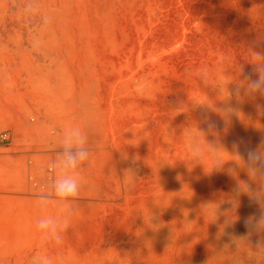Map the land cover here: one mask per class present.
<instances>
[{"label":"rangeland","instance_id":"obj_1","mask_svg":"<svg viewBox=\"0 0 264 264\" xmlns=\"http://www.w3.org/2000/svg\"><path fill=\"white\" fill-rule=\"evenodd\" d=\"M253 50L264 0H0V264H264V207L229 172L264 141V98L233 92ZM70 123L92 152L57 249L36 195Z\"/></svg>","mask_w":264,"mask_h":264},{"label":"clouds","instance_id":"obj_2","mask_svg":"<svg viewBox=\"0 0 264 264\" xmlns=\"http://www.w3.org/2000/svg\"><path fill=\"white\" fill-rule=\"evenodd\" d=\"M43 22L47 24L48 18L45 17ZM250 64L256 78L253 79L251 74L244 76L242 84L236 85L233 90L237 99L241 98V93L252 100L257 97L264 98V53L253 50L250 53ZM256 107L258 110H264L262 105L257 104ZM233 111L231 107L225 109L226 113ZM211 127L213 125L210 124ZM233 147L235 163L229 172L235 175L236 169L239 168L244 170L248 177L247 181L238 182L237 193L249 194L264 207V141L255 149L249 148L246 158L240 154L238 145ZM91 152L85 130L78 124L70 123L65 126L60 135L55 158L50 163L52 175L48 177L47 189L36 195L38 207L45 210V214L35 221L42 245H51L57 249L64 245L65 234L71 230L73 218L79 211L81 189L85 183L82 166L89 160ZM217 167H222V164H217ZM125 172L136 176L131 169ZM252 183L257 184L256 191L252 190ZM50 207L56 210L54 214L47 212ZM250 227L256 231L264 230V214L259 220L250 221ZM261 248H264V244L258 246V250ZM30 264H63V257L49 255L46 250L38 251L31 257Z\"/></svg>","mask_w":264,"mask_h":264},{"label":"built area","instance_id":"obj_3","mask_svg":"<svg viewBox=\"0 0 264 264\" xmlns=\"http://www.w3.org/2000/svg\"><path fill=\"white\" fill-rule=\"evenodd\" d=\"M0 141L4 142V143H8L9 142V138L8 136L4 133L2 135H0Z\"/></svg>","mask_w":264,"mask_h":264}]
</instances>
